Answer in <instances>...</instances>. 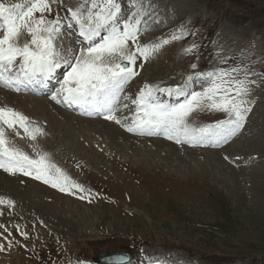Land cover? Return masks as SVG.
I'll use <instances>...</instances> for the list:
<instances>
[{"label":"rangeland","instance_id":"1","mask_svg":"<svg viewBox=\"0 0 264 264\" xmlns=\"http://www.w3.org/2000/svg\"><path fill=\"white\" fill-rule=\"evenodd\" d=\"M118 2L125 19L132 11L123 7L136 9L131 0ZM0 3L28 6L27 0ZM136 4L150 15L142 17L141 28L150 30L138 43L170 42L142 58V67L136 64L140 78L128 93L145 84L168 88L198 73L240 67L251 82V111L243 127L226 142L196 146L156 136L132 138L115 122L114 130L123 133L111 137L108 119L83 118L51 98L59 84L50 96L9 92L7 106L43 130L31 140L17 127V148L32 159L46 154L84 191H60L32 176L6 190L0 185V198L12 201L0 204V244L5 246L0 264H89L115 252L130 255L127 264H264V0ZM81 5L89 6L85 0H57L44 14L61 18V50L71 47L79 54L84 48L74 42L69 12ZM29 39L22 35L20 43ZM187 87L202 91L207 84L194 80ZM129 112L121 117L134 115L135 109ZM225 119L223 112L200 111L187 123L199 128Z\"/></svg>","mask_w":264,"mask_h":264},{"label":"snow or ice","instance_id":"2","mask_svg":"<svg viewBox=\"0 0 264 264\" xmlns=\"http://www.w3.org/2000/svg\"><path fill=\"white\" fill-rule=\"evenodd\" d=\"M56 2L27 0L26 9L23 4L7 6L0 3V86L18 91L22 85H43L54 78L58 68L64 66L69 70L51 98L57 103L103 112L105 119L120 124L115 116L116 105L120 103L125 85L138 75L135 71L137 59L146 61L170 41L138 43L140 34L150 29L147 26L141 28L142 17L147 13L137 6L136 0H131L130 5L136 7V11L126 19L118 0H85L89 5L86 9L81 5L75 10L70 8L69 12L79 36L88 41V46L81 48L79 54L71 47L61 50L57 44L64 28L61 18L57 15L48 19L44 15L51 13V4ZM35 13H40L39 17ZM73 23L67 27L71 28ZM22 35L30 39L21 44ZM180 38L172 36L173 40ZM130 41L135 46L134 51ZM191 67L195 69L196 65ZM194 80L206 83L207 87L202 91L189 90L187 85ZM250 83L245 69L232 67L189 76L184 85L176 87L145 84L135 99L129 98L136 107L126 130L140 135H163L176 143L192 146L226 142L243 127L251 111L248 100ZM159 94H167L177 102L162 101ZM200 111L223 112L227 119L199 128L190 127L188 117ZM17 127L23 129L31 140L43 135V130L32 126L23 114L10 107H0V169L10 174L20 172L32 176L58 187L60 191H69L70 188L84 191L82 186L71 182L66 174L50 163L46 154L32 159L13 147L6 129L20 136ZM3 203L11 205L12 201L0 198V204ZM4 248L0 244V251Z\"/></svg>","mask_w":264,"mask_h":264},{"label":"bare ground","instance_id":"3","mask_svg":"<svg viewBox=\"0 0 264 264\" xmlns=\"http://www.w3.org/2000/svg\"><path fill=\"white\" fill-rule=\"evenodd\" d=\"M127 10H129V11H132L133 9L132 8H130V7H123V11H126V12H129V11H127ZM134 11H136V10H134ZM134 11H132V12H134ZM130 13V12H129ZM146 16L147 17H149L150 15L147 13L146 14ZM84 43H86L87 45H88V41L87 42H84ZM67 70V69H66ZM58 73H60L61 74V69H59L58 68V71L56 70V73H55V76H57L58 75ZM64 73V72H63ZM62 73V74H63ZM61 74V75H62ZM138 78H140V76H136L135 78H133V80H132V83L131 84H133V83H135V84H138ZM23 89H26V88H30V87H28V86H26V85H22L21 86ZM28 90V89H27ZM11 91H14V90H10V89H8V88H5V87H3V86H0V107H8L7 105V102H8V98H7V96L9 95V92H11ZM40 92H42V93H44V92H46L47 91V89H44V90H39ZM31 93H34V91L32 90L31 91ZM160 95V97L162 96L161 94H159ZM164 95V94H163ZM124 96V95H123ZM174 99V98H173ZM122 102H124V104H122L121 106H118V105H120V103H122ZM120 103L119 104H117L116 106L117 107H119V112H122V113H126V111L128 110V112L130 111H132V110H134L135 109V107L132 109H129V106L128 105H130V104H127L125 101H123L122 99H120ZM125 105H127V107H125ZM81 112V111H80ZM129 112V113H130ZM132 113V112H131ZM84 114V113H83ZM82 113H81V115H83ZM84 115H86V114H84ZM89 116V115H88ZM125 116V115H124ZM133 115H130V116H125V117H121V119H126V118H131ZM104 125V124H103ZM105 126H107V127H105L106 128V133H107V135L109 136V135H111V137H112V135L114 134V133H112V132H117L118 133V135H120V133H121V135H122V131L121 132H119V131H115L114 130V126L111 124V123H106L105 124ZM111 129H112V131H111ZM6 133H7V136H8V138L10 139V141H11V144H12V146L13 147H16L17 148V145L19 146V142H18V140H17V138H16V134L11 130V129H6ZM110 137V138H111ZM29 150V149H28ZM27 179H29V176H27V175H23V174H21L20 172H17V173H15V174H10L9 172H6V171H4L3 169H0V185L1 186H3L4 188H5V190L6 189H8L7 187H8V185H11L12 183H14V181H21V180H27ZM13 185V184H12ZM14 187V186H13ZM12 191H13V193L15 192V189H11ZM85 231V230H84ZM88 231V230H87ZM85 233V232H84ZM88 233V232H87ZM150 255V254H149ZM147 257V256H146ZM180 258V257H179ZM140 259H142V258H140ZM151 260V259H150ZM82 262V261H81ZM93 262V261H92ZM94 264H96L95 262H93Z\"/></svg>","mask_w":264,"mask_h":264},{"label":"water","instance_id":"4","mask_svg":"<svg viewBox=\"0 0 264 264\" xmlns=\"http://www.w3.org/2000/svg\"><path fill=\"white\" fill-rule=\"evenodd\" d=\"M130 256L121 253L102 254L93 258V262L97 264H127Z\"/></svg>","mask_w":264,"mask_h":264}]
</instances>
